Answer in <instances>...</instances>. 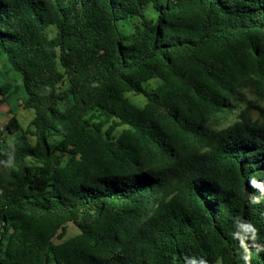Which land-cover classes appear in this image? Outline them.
Instances as JSON below:
<instances>
[{"label":"trees","instance_id":"1","mask_svg":"<svg viewBox=\"0 0 264 264\" xmlns=\"http://www.w3.org/2000/svg\"><path fill=\"white\" fill-rule=\"evenodd\" d=\"M0 96V264H264V0H0Z\"/></svg>","mask_w":264,"mask_h":264},{"label":"rangeland","instance_id":"2","mask_svg":"<svg viewBox=\"0 0 264 264\" xmlns=\"http://www.w3.org/2000/svg\"><path fill=\"white\" fill-rule=\"evenodd\" d=\"M130 97L137 102L142 103L144 101L142 97H136L131 94ZM13 113H16L18 115L25 129L28 128L30 121L34 117L33 109H25L23 106H17L15 109L4 103L0 106V126L6 124L11 119ZM12 137L13 135L11 134H7L6 136L7 140H11ZM78 232L79 229L76 225H74L73 223L68 224L67 237L73 236ZM216 264H221V262H217Z\"/></svg>","mask_w":264,"mask_h":264}]
</instances>
